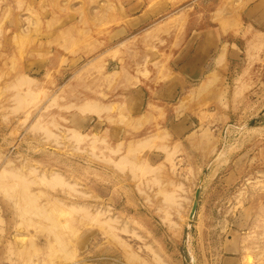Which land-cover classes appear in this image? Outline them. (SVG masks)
Listing matches in <instances>:
<instances>
[{
    "label": "rangeland",
    "instance_id": "1",
    "mask_svg": "<svg viewBox=\"0 0 264 264\" xmlns=\"http://www.w3.org/2000/svg\"><path fill=\"white\" fill-rule=\"evenodd\" d=\"M220 256L264 264V0H0V264Z\"/></svg>",
    "mask_w": 264,
    "mask_h": 264
},
{
    "label": "crops",
    "instance_id": "2",
    "mask_svg": "<svg viewBox=\"0 0 264 264\" xmlns=\"http://www.w3.org/2000/svg\"><path fill=\"white\" fill-rule=\"evenodd\" d=\"M164 94V93H163ZM243 236H241L240 234H231V237H228L227 239H225V245L223 246V248L225 247V246H231V250H229V251H224V249L223 248H221L220 250V252H219V254H226V253H230V254H232V255H243ZM224 242V241H223ZM218 252V251H217ZM219 261L221 262V263H224V264H233V263H235V264H243V257H237V258H230L229 259V262H228V260H227V258H225V257H222V256H220L219 257Z\"/></svg>",
    "mask_w": 264,
    "mask_h": 264
},
{
    "label": "water",
    "instance_id": "3",
    "mask_svg": "<svg viewBox=\"0 0 264 264\" xmlns=\"http://www.w3.org/2000/svg\"><path fill=\"white\" fill-rule=\"evenodd\" d=\"M200 193H201L200 189L197 190V192H196V197H195V201H194V204H193V208H192V211H191V214H190V224H191L192 221L194 220L195 215H196V212H197Z\"/></svg>",
    "mask_w": 264,
    "mask_h": 264
},
{
    "label": "bare ground",
    "instance_id": "4",
    "mask_svg": "<svg viewBox=\"0 0 264 264\" xmlns=\"http://www.w3.org/2000/svg\"><path fill=\"white\" fill-rule=\"evenodd\" d=\"M21 79L24 81V77H22ZM29 81H30V80L28 79V80H27L28 84H29ZM20 82H22V81H19V83H20ZM22 86H23V85H22ZM90 109H91V108H90ZM142 143H143V142H142ZM93 144H94V143H93ZM55 177H56V176H55ZM55 177H54V178H55ZM103 213H104V212H103ZM107 213H108V212H107ZM97 215H98V214H97ZM101 215H102V214H101Z\"/></svg>",
    "mask_w": 264,
    "mask_h": 264
}]
</instances>
